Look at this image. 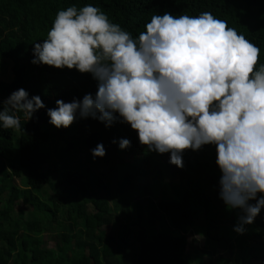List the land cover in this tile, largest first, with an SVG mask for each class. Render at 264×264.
Wrapping results in <instances>:
<instances>
[{
    "label": "trees",
    "instance_id": "trees-1",
    "mask_svg": "<svg viewBox=\"0 0 264 264\" xmlns=\"http://www.w3.org/2000/svg\"><path fill=\"white\" fill-rule=\"evenodd\" d=\"M85 4L133 37L153 14L207 11L256 45L264 63V0H0V62L13 77L0 82V100L23 88L45 105L21 120L23 131L0 130V264H264V210L245 233L233 231L237 210L218 198L214 146L183 150L176 168L167 153L145 151L126 124L48 123L56 100L94 94L96 82L75 69L33 65L32 43L46 38L58 10ZM119 138L130 146L120 150ZM98 143L105 155L94 159ZM20 203L27 221L15 219ZM194 232L210 243L202 254L189 251Z\"/></svg>",
    "mask_w": 264,
    "mask_h": 264
},
{
    "label": "clouds",
    "instance_id": "clouds-1",
    "mask_svg": "<svg viewBox=\"0 0 264 264\" xmlns=\"http://www.w3.org/2000/svg\"><path fill=\"white\" fill-rule=\"evenodd\" d=\"M260 49L226 22L198 15L153 14L136 37L92 4L58 10L46 38L32 43L33 65L75 69L96 82L94 94L56 100L48 123L68 128L86 118L105 128L126 124L147 152L182 168V152L215 148L218 198L237 210L246 232L264 210V63ZM45 108L19 88L0 100V130L23 131ZM23 120V125L21 124ZM113 143L120 150L126 138ZM92 157L103 158L98 143ZM255 201V203H251Z\"/></svg>",
    "mask_w": 264,
    "mask_h": 264
},
{
    "label": "rangeland",
    "instance_id": "rangeland-1",
    "mask_svg": "<svg viewBox=\"0 0 264 264\" xmlns=\"http://www.w3.org/2000/svg\"><path fill=\"white\" fill-rule=\"evenodd\" d=\"M12 80H13V77H12V66H11V64L7 63V62H0V82L10 83ZM15 156H17L16 151H15ZM82 160L84 161L83 155H82ZM100 170H101V172H103L105 174L110 173V167L108 165L105 166L104 164H102ZM25 175H26V172H25ZM15 185L18 187H22L21 181H19V180L15 181ZM143 200H144L143 198H137L136 202L137 203H138V201L142 202ZM110 202H112V201L110 200L109 203ZM23 209H24V205L22 203H20L18 208L16 209L17 213L19 211L21 212V210H23ZM146 211H147V207H145L143 209V215H144V216H142L143 222H146L148 220ZM17 213L15 215L16 220H19L18 216H22L25 221L28 220V217H29L28 212L23 210L22 211L23 215H19ZM188 237H189V251L193 252L194 254H197V255L202 254L204 252V250L206 249V247L210 245V243H208V241L205 239V237H203L202 234L194 232V233L189 234Z\"/></svg>",
    "mask_w": 264,
    "mask_h": 264
}]
</instances>
